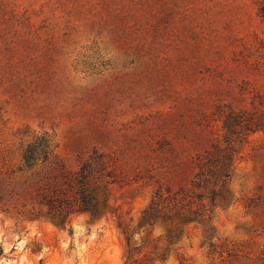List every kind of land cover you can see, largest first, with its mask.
<instances>
[{
	"label": "rangeland",
	"instance_id": "1",
	"mask_svg": "<svg viewBox=\"0 0 264 264\" xmlns=\"http://www.w3.org/2000/svg\"><path fill=\"white\" fill-rule=\"evenodd\" d=\"M43 131L73 168L99 150L133 184L112 189L110 219L0 213V264H264V0H0L9 165ZM229 152L231 178L192 200L202 218L141 224L160 183L190 186Z\"/></svg>",
	"mask_w": 264,
	"mask_h": 264
},
{
	"label": "trees",
	"instance_id": "2",
	"mask_svg": "<svg viewBox=\"0 0 264 264\" xmlns=\"http://www.w3.org/2000/svg\"><path fill=\"white\" fill-rule=\"evenodd\" d=\"M238 119L230 116L224 123L226 141L230 143L237 132ZM28 134V132H27ZM28 140L20 143L19 162L9 165L16 156L14 150L0 152V213L10 216L50 219L62 225L75 213H89L92 219L116 213L111 204L112 189L116 186L133 184L118 165L111 164L108 155L94 150L87 158L80 159L78 168L69 165L68 159L59 153L57 134L43 131L29 133ZM209 158L200 161L199 171L190 186L178 191L160 183L154 197L144 211L141 224H155L166 210L177 212L192 219L202 218L204 206L194 207V198L202 201L206 193L214 198L217 190L213 188L215 178L221 175L225 184L233 173L226 160ZM129 242L128 232L124 230ZM170 238L178 239L181 232L168 229ZM0 247V260L9 258Z\"/></svg>",
	"mask_w": 264,
	"mask_h": 264
}]
</instances>
